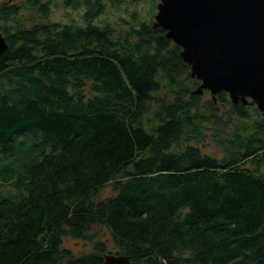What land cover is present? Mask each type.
Returning <instances> with one entry per match:
<instances>
[{"label":"trees","instance_id":"16d2710c","mask_svg":"<svg viewBox=\"0 0 264 264\" xmlns=\"http://www.w3.org/2000/svg\"><path fill=\"white\" fill-rule=\"evenodd\" d=\"M50 1L0 5V264H264L263 115L193 95L152 19L64 0L82 23H53Z\"/></svg>","mask_w":264,"mask_h":264},{"label":"water","instance_id":"95a60500","mask_svg":"<svg viewBox=\"0 0 264 264\" xmlns=\"http://www.w3.org/2000/svg\"><path fill=\"white\" fill-rule=\"evenodd\" d=\"M152 28L180 48L190 78L199 82L193 95L207 91L215 101L223 92L264 117V0H158ZM7 49L0 32V56ZM102 264L132 263L106 254Z\"/></svg>","mask_w":264,"mask_h":264},{"label":"rangeland","instance_id":"374dc122","mask_svg":"<svg viewBox=\"0 0 264 264\" xmlns=\"http://www.w3.org/2000/svg\"><path fill=\"white\" fill-rule=\"evenodd\" d=\"M46 1L48 0H41V2ZM17 2L18 1H12L13 4ZM5 3H9V0H0V5ZM50 3L48 18L51 22L61 24L72 22L75 24L82 23V10L74 11L69 7L66 8L64 6V0H51ZM103 3L105 12L94 21V24L96 25H103L105 23L119 25L122 21L127 22L128 24L131 22V15L134 13L137 15V19L140 22H148L150 19L153 21L158 0H138L137 3L133 0H103ZM207 153L210 152L207 151ZM110 193L111 189L106 187L101 191L100 197L104 198L110 195ZM100 238L101 240L106 241L108 251L113 253L114 247L109 234L106 231H102ZM62 247L71 250L75 255L84 253L90 248L87 244L70 238H65L63 240Z\"/></svg>","mask_w":264,"mask_h":264},{"label":"flooded vegetation","instance_id":"af4514ba","mask_svg":"<svg viewBox=\"0 0 264 264\" xmlns=\"http://www.w3.org/2000/svg\"><path fill=\"white\" fill-rule=\"evenodd\" d=\"M12 1L15 2L16 0H12ZM12 1L9 3H5V4H13ZM25 1H27V0H25ZM38 2H41V0H38ZM41 3H43V2H41Z\"/></svg>","mask_w":264,"mask_h":264}]
</instances>
